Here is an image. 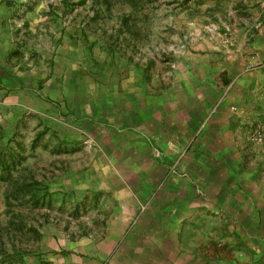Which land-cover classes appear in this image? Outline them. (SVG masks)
<instances>
[{"label": "rangeland", "instance_id": "374dc122", "mask_svg": "<svg viewBox=\"0 0 264 264\" xmlns=\"http://www.w3.org/2000/svg\"><path fill=\"white\" fill-rule=\"evenodd\" d=\"M31 7L39 35L28 40L41 46V61L23 69L24 85L0 93V264H151L142 242L153 229L133 227L145 217V199L123 187L125 171L101 138L109 127L103 116L113 104L194 78L240 98V77H256L248 94L257 115L238 136L259 156L249 164L262 168L254 185L264 187V140L252 141L264 128V0ZM234 105L235 113L246 108Z\"/></svg>", "mask_w": 264, "mask_h": 264}, {"label": "crops", "instance_id": "0c3cea01", "mask_svg": "<svg viewBox=\"0 0 264 264\" xmlns=\"http://www.w3.org/2000/svg\"><path fill=\"white\" fill-rule=\"evenodd\" d=\"M34 5L0 3V93L24 85L23 69L41 61V46L28 40L39 35ZM255 78L240 77V98L218 92L215 83L205 92L194 78L104 113L109 127L101 138L125 171L122 185L145 199V217L133 227L153 229L142 242L147 263L264 264V187L254 185L263 170L250 166L259 156L238 136L257 115L248 94ZM234 103L245 110L233 112Z\"/></svg>", "mask_w": 264, "mask_h": 264}, {"label": "built area", "instance_id": "2783aa9c", "mask_svg": "<svg viewBox=\"0 0 264 264\" xmlns=\"http://www.w3.org/2000/svg\"><path fill=\"white\" fill-rule=\"evenodd\" d=\"M24 0H0V3H4L7 5H18L23 3ZM264 128L256 130L252 135V141L256 145H262L264 140Z\"/></svg>", "mask_w": 264, "mask_h": 264}]
</instances>
